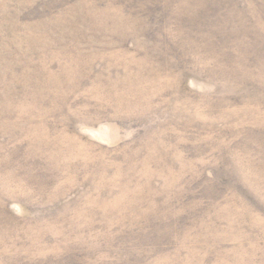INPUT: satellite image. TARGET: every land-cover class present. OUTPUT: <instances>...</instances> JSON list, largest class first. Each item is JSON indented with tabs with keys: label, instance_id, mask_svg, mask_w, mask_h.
<instances>
[{
	"label": "rangeland",
	"instance_id": "rangeland-1",
	"mask_svg": "<svg viewBox=\"0 0 264 264\" xmlns=\"http://www.w3.org/2000/svg\"><path fill=\"white\" fill-rule=\"evenodd\" d=\"M0 264H264V0H0Z\"/></svg>",
	"mask_w": 264,
	"mask_h": 264
}]
</instances>
